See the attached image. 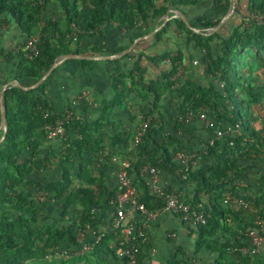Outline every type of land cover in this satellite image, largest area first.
Instances as JSON below:
<instances>
[{"label":"trees","instance_id":"16d2710c","mask_svg":"<svg viewBox=\"0 0 264 264\" xmlns=\"http://www.w3.org/2000/svg\"><path fill=\"white\" fill-rule=\"evenodd\" d=\"M158 0H60L66 27L62 29L60 19L48 20L37 30L40 25L41 14L46 7L47 0H0V15L10 14L16 24L27 35L25 40L33 34L38 36L39 54L33 58H27L23 51L18 57L21 60L19 66L20 74L18 82L23 84L22 78H29L34 83L52 64L57 55L71 52L69 43L72 34L77 32L90 33L92 30L104 23L114 22L120 27L132 29L138 25H148L153 18L163 14L164 9L157 7ZM165 3L175 7L194 6L202 0H164ZM245 12L241 11V0H236L235 14L229 21L224 23L217 31L206 37L207 41L222 37L221 49L217 59L220 69H213L209 61L207 41L204 44H196L201 47V62L206 75L212 77V81L207 85H194L191 90V82L183 86H176L171 78L178 73L179 65L182 64V55L169 56L164 53L159 58L146 57L151 62L159 63L168 58L171 65L170 72L163 76L159 82L147 84V89L153 94V106L156 108L161 91H173L181 97V102L177 107L175 129H183L192 122L181 123L180 116L189 110L198 111L210 108L216 119L225 124L237 125L242 129V133L247 132L246 123L243 120L242 101L236 97V90L241 89L248 93L249 101L256 102L262 95L261 89L256 85L241 81L237 77L235 69L240 50L247 47L260 49L264 46V0H244ZM214 8L228 7L229 0H213ZM224 12L216 14V18L198 19V25L190 23L200 29L215 26ZM247 23V26L244 24ZM168 24L157 31L154 35L156 40H160L162 34L167 30ZM176 27L181 31L194 33L181 20H176ZM195 34V33H194ZM196 37H202L195 34ZM121 49H108L104 53H117ZM93 51H100L94 49ZM0 55L8 60L10 54ZM126 53L122 57L129 56ZM144 55H138L139 61ZM119 59L108 60L117 62ZM80 64H91L94 60H78ZM138 69V64L134 65ZM128 77L125 73L116 69L112 86L115 91V100L112 106H119L125 102V90L122 89L124 83L122 79ZM220 82L223 86H219ZM7 81L0 79V88ZM190 87V88H189ZM160 88V90H159ZM44 87L40 84L35 89L22 90L18 87H10L4 93V105L6 110L7 130L4 140L0 143V204L2 211L9 210L11 218L0 217V264H24L38 255L45 252L66 240L75 249L79 248L77 240V227L90 224L94 228L98 227V221L93 217L91 207L98 204L94 190L89 187L73 185V173L66 166L74 165L77 157L83 152L94 153L106 152L104 158L109 161L114 157L115 152L105 150L96 139H91L89 132L91 127L86 121L73 119L66 126L67 139L64 141L65 150L57 153L48 152L42 156L41 147L48 141L46 136V125L52 123L59 114H53L47 99L44 98ZM222 107V108H221ZM44 113H48L45 118ZM147 115H144L146 117ZM215 118V117H214ZM69 127L76 131V135H70ZM150 128V126H149ZM149 128L142 136V142L135 148V151L126 157L130 160L129 171L133 175L134 182L140 190L139 199L149 208L161 205V201L150 195L146 181L140 177V169L144 165L157 166L164 169L168 165L176 166L172 162L173 154L185 148L177 138L168 136L163 143L155 141ZM250 138L245 140L243 134L229 138L220 147V141L209 146V153L216 157V164L209 168H200L194 171L188 170L184 174L187 181L195 183V196L193 200H185L196 204L200 201L199 194H210L212 196L209 206L204 208L208 213L205 225L195 227L191 230L199 237V247L214 252V257L209 262L200 264H264V256L257 261L251 259L252 256L236 254L237 258H231L229 248L234 245H241L245 238V233L250 226L243 221L234 211L224 207V191L226 185L232 183L231 177L241 175L250 167L243 166L239 159H254L264 156V135L258 131H250ZM129 134L116 131L111 137L109 144L115 146L125 144ZM232 142L233 146L229 143ZM205 145H208L205 142ZM170 146H175L171 152ZM27 153V155L25 154ZM24 154L26 156H24ZM140 157V158H139ZM55 160L61 170V177L57 180H47L40 171ZM75 168V177L79 182L90 183L89 170L78 163ZM34 182L38 190L48 201H57L58 213L66 221H70L67 211L76 202L81 203L84 209L79 213L80 221L76 223V218L68 226L63 224H41L40 215L45 213V202L31 203L28 198L18 190L23 184ZM264 182V176L258 179V183ZM233 185L231 186V190ZM258 201L264 202V191ZM260 204V203H257ZM264 213V207L258 210ZM228 215L238 219L236 221L241 229V233H231L224 242L215 239L208 240V237L217 236L220 230L227 231L224 220ZM78 217V218H79ZM121 231L114 230L105 236L94 246V254L110 252L116 254L121 247ZM235 255V254H234ZM171 264H179V261L172 260Z\"/></svg>","mask_w":264,"mask_h":264},{"label":"crops","instance_id":"0c3cea01","mask_svg":"<svg viewBox=\"0 0 264 264\" xmlns=\"http://www.w3.org/2000/svg\"><path fill=\"white\" fill-rule=\"evenodd\" d=\"M244 2V0H241L239 7L241 11L245 12ZM157 7L163 8L164 12L161 16L153 18L152 22H149L148 25H138L132 29H126L114 22H109L98 26L90 33L77 35L76 38L72 34L69 48L71 52L75 53L88 55L107 54L103 51L121 49L119 51L121 52L130 48L132 44H134V47L129 52V56L121 57L114 63L108 60H94L95 62L91 64H80L78 62L80 59H68L62 62L41 83L44 87V95L42 96L47 99L53 114L61 115L70 109L74 113V119L88 122L91 127V131L89 132L91 139L98 140L106 151L111 150L115 152L114 157L124 158L135 151L136 146L133 144L132 137L141 128L142 123L149 120V130H151V134L156 142L161 144L165 141L166 137L173 136L185 145V148L181 150L193 155L190 161L191 171L209 168L216 164V157L209 153V145H205V142H208L213 137L214 130L205 126L198 119L183 129H175L173 123L176 119L177 107L182 99L173 91H161L159 88L161 95L156 103V108H154L152 105L153 94L147 89V84L163 80V76L170 72L171 65L168 58L159 63H154L146 59L145 56L159 58L164 53L173 57L181 54L183 62L179 65L178 73L171 78L175 81V85L180 87L188 82L205 85L204 81H206L207 75L201 64V51L194 44L187 42L184 31L177 29L176 20L180 18H175L176 13H174V10L179 9L184 13L189 23L198 25V19L212 18L214 20L216 14L223 12L225 14L228 8L221 7L215 9L213 0H202L197 5L182 6L180 8L165 3L164 0H158ZM167 12H169L170 19L161 27L163 28L168 24L167 30L162 34L161 39L156 40L154 38L155 34L149 38H144L147 33L163 23ZM55 19H60L62 29L66 27L60 0H47L37 30L48 20ZM0 25L2 26V30H0V52L10 54L11 56L10 59L5 60L0 55V79L4 81L18 80L20 74L19 66L21 64L18 54L22 51L27 35L16 24L10 14L0 15ZM94 49L100 51L95 52L93 51ZM139 54L144 55V57L137 61ZM194 61H196L195 64L193 63ZM136 63L138 64L137 70L134 69ZM116 69H119L128 75V77L122 79L124 86H120L125 90V102L119 106H112L116 94L112 86V80ZM22 82L26 86L32 84V80L29 78H22ZM83 93H87V96H83ZM144 115L147 116L144 117ZM214 121L215 128L217 129H222L226 125L216 118ZM116 131L128 133L129 136L125 144L111 147L109 141ZM68 132L70 135L77 134L72 127H69ZM229 136L228 134H224L215 139L214 142L220 141V147H222L226 142L222 139ZM57 141L48 140L44 142L41 152L42 149L45 154L52 152L56 148L52 145H50L49 149L47 147L50 143ZM57 143L60 146L62 145L57 148V151L61 149L65 150L64 142L58 141ZM169 150L173 152L175 146H170ZM97 154L83 152L77 157V161H80L78 163L85 167H90L88 169V177L92 180L90 183L79 182L80 184L77 186H85L94 190L98 204L91 207V212L93 217L98 221V229L102 230L113 216L110 200L116 195L118 190L117 170L119 164L113 158L107 161L104 158L106 152H98ZM239 161L243 166L250 168L241 175L232 176V183L226 185L224 194L229 191V187L234 185L235 182L244 186L249 185L248 191H254V193L245 194L243 191H238L234 197L224 195L223 205L236 212L243 221L247 222L252 219L251 211H253V208H258L259 210L264 207V204L256 203V199L261 194V191L258 190L256 182H253L254 176L262 172V166L253 159H239ZM175 165V167L168 165L166 168L160 169L162 186L177 193L184 201L193 200L196 188L195 183L187 181L181 166L177 163ZM199 198L203 205L209 206L212 196L201 193L199 194ZM244 198L246 200L249 199L250 202L253 201L250 204L248 203L250 205V212L243 211V208H245L243 205L247 203ZM238 201H241L242 205H239ZM83 209L84 207L81 203L76 202L67 211L70 221H66L63 217L62 220L69 223L68 225L72 223L74 218L78 221L79 210ZM236 220L232 215H228L224 220L225 226L229 228L228 232L220 230L217 236L208 237V240L215 239L222 243L231 233H241V229H239V225L237 224L238 221ZM65 222L62 224L68 226ZM194 228L183 224L175 214L162 211L158 219L150 225L148 231L149 241L142 249V252L145 254L154 251L159 252L161 246L180 243L188 237H191L193 240L198 236L191 231ZM89 239L91 237H87L86 240ZM62 243L70 246V243L66 240L62 241ZM259 254L264 255V241L260 245ZM214 255L213 251L203 249L201 260L202 262H209Z\"/></svg>","mask_w":264,"mask_h":264},{"label":"built area","instance_id":"2783aa9c","mask_svg":"<svg viewBox=\"0 0 264 264\" xmlns=\"http://www.w3.org/2000/svg\"><path fill=\"white\" fill-rule=\"evenodd\" d=\"M248 24L245 23L244 26ZM0 30L2 26L0 25ZM77 37V32L73 33ZM27 58H33L39 54L38 39L29 37L25 40L22 47ZM194 64L196 61L193 62ZM219 86L222 83L216 81ZM87 96V93H83ZM48 113H44L46 118ZM75 118L72 110L68 109L63 114L59 115L52 123L46 125V136L48 140H58L64 142L67 139V128L71 120ZM193 119L201 120L205 126L212 128L214 135L208 140V145H214L215 139L223 136L225 131H233L237 125L226 124L222 129L215 128V121L209 117L205 109L198 111L189 110L184 115L180 116L181 123H188ZM150 121L146 120L142 123L141 128L135 132L132 137L133 144L137 147L142 142L144 132L149 128ZM66 144L64 145L65 148ZM193 155L188 154L184 150L176 151L172 156V162L181 166L185 173L190 170ZM113 160L118 162L117 170L118 190L116 195L110 200V205L113 208V216L110 222L104 229L99 230L90 224H85L83 227H77V240L79 243L78 251L81 254L92 253L94 246L105 236L114 230L121 231V247L117 250L116 255L119 259H124L127 264H138V257L142 249L149 241L148 231L150 225L155 222L162 211H167L175 214L183 224L190 227H198L205 225L207 222L208 213L201 202L192 204L184 201L181 197L162 186L160 169L153 165H144L140 169V177L146 181L150 195L161 201L160 207L149 208L145 203L140 201V190L134 182L133 175L129 171L130 160L127 157H113ZM242 205L241 201H238ZM87 237L91 239L86 240ZM264 241V217L257 216L242 240L241 245H234L229 248L233 254L253 256L259 252L261 243Z\"/></svg>","mask_w":264,"mask_h":264},{"label":"rangeland","instance_id":"374dc122","mask_svg":"<svg viewBox=\"0 0 264 264\" xmlns=\"http://www.w3.org/2000/svg\"><path fill=\"white\" fill-rule=\"evenodd\" d=\"M229 7V6H228ZM227 7V8H228ZM186 34L187 42L190 44H204V42L207 41L206 37L209 35L200 34L202 37H196L195 34H198L196 32L190 33L188 31H184ZM31 37L38 36L36 34H33ZM222 37L220 38H214L212 40L207 41V48L209 52V61L211 64V67L213 69H220V66L217 65V59L219 57V52L221 49L222 44ZM198 47L200 50L201 47ZM202 57V55H201ZM202 64V62H201ZM235 69L237 72V77L244 82H248L251 85H256L261 89L262 95L257 98L256 102L251 103L249 101V95L248 93L243 92L241 89L236 90V97L242 101L243 107V120L246 123L247 132L242 133V129L239 127H236L233 131H225V133H229V137H224L222 140L227 141L229 138H233V136L243 134L246 138L245 140L250 138L249 132L250 131H258L261 134L264 135V46L260 49H257L255 47H247L242 50H240L238 55V60L235 65ZM212 81V77L210 75H207L206 83L205 85L209 84ZM196 83L190 84L191 90H194V85ZM189 87V88H190ZM222 108V107H221ZM207 113L209 114V117L215 119L216 115L213 114L212 110L210 108H204ZM215 117V118H214ZM153 122V120H152ZM151 122V124H152ZM1 135V132H0ZM58 142V141H57ZM57 142L50 143L48 145V149L50 145L54 146L56 149H54L50 153H57L59 147H61ZM231 146H233V143H230ZM52 148V147H51ZM47 149V150H48ZM45 150V149H44ZM42 149V156H44L45 153H43ZM27 155V153H25ZM24 154V156H26ZM84 158V157H83ZM254 161H257L262 166V172L254 176V183L256 182V185L258 186V190L261 191V194L256 199V203L264 204L262 201H258V199H261L263 191H264V182L258 183V179L264 175V156H260L258 158H254ZM85 161V160H84ZM80 161H76L74 165L68 164L66 168L73 173L74 179L72 186L79 185V181L76 179L75 175V168L76 165ZM86 162V161H85ZM83 162V163H85ZM85 165V164H84ZM89 169L90 167H86ZM61 169L57 162L55 160L50 161V163L45 167V169H42L40 172L43 173L44 177L47 180H57L61 177ZM232 186V185H231ZM231 186L228 189L229 191L225 192V196L234 197L236 196V192H245V194H253L254 191H248L249 185L244 186L239 184L238 182H235L233 185V188L231 190ZM19 191H21L31 203H39V202H45L44 211L45 213L43 215H40L39 217V223L41 224H62L63 221L62 217L58 213V203L57 201H48L47 198L38 190L37 186L34 182H31V184H23L19 186ZM244 200H246L244 198ZM243 201V199H242ZM245 202V201H244ZM247 202V203H246ZM246 204L243 205V211L250 212L249 210V204L252 203L249 201V199L246 200ZM249 203V204H248ZM2 205L0 204V217L3 213V216H7L8 218L12 217V214L9 212V210L2 211ZM80 213L82 210H79ZM252 219L247 221L250 226L253 225V222L257 216L264 217V213H259L258 208H253V211H251ZM80 215H78L79 217ZM253 220V221H252ZM80 221V217L78 218V221ZM65 224H69L65 222ZM171 238V236H170ZM199 237H195L193 240L191 237L186 238L185 240L181 241L180 243L170 244L166 246H161L160 251H154L148 254H145L144 252H140L138 257V264H171L172 260L179 261V264H200L199 262H202V250L199 247ZM232 259L237 258L236 254L229 252V255ZM264 255L259 254V252L251 257L252 260L257 261L260 258H262ZM24 264H127L124 259H119V257L116 254H112L110 252H104L102 254H94V253H84L81 254L78 249H75L73 246H68L64 243H59L53 248L48 249L44 255H38L37 257L26 261Z\"/></svg>","mask_w":264,"mask_h":264},{"label":"water","instance_id":"95a60500","mask_svg":"<svg viewBox=\"0 0 264 264\" xmlns=\"http://www.w3.org/2000/svg\"><path fill=\"white\" fill-rule=\"evenodd\" d=\"M235 0H229V7L227 12L224 14V16L221 18V20L213 27L211 28H205L200 29L196 28L190 25L188 19L184 15L183 12H181L179 9L174 10L176 13L175 18H180L183 20V22L186 24L188 28H190L193 32H196L198 34H205L210 35L211 33L217 31L226 20H228L235 12L236 9ZM170 19L169 12H167L164 16V21L160 25H158L154 30L147 33L144 38H149L152 35H154L168 20ZM134 47V44L131 45L130 48L123 50L121 52L117 53H111V54H81V53H75V52H69V53H63L60 55H57L52 62V64L49 66V68L31 85H23L18 82L17 79L9 80L5 82L1 88H0V143L4 140L6 130H7V122H6V110L4 105V93L5 91L10 87H18L22 90H30L37 88L49 75L50 73L62 62L68 60V59H85V60H95V61H102V60H113V59H119L126 53H129L132 48Z\"/></svg>","mask_w":264,"mask_h":264}]
</instances>
